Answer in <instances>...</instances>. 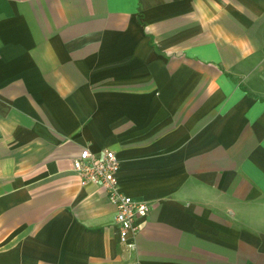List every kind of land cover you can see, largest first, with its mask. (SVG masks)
I'll use <instances>...</instances> for the list:
<instances>
[{"label":"crops","instance_id":"0c3cea01","mask_svg":"<svg viewBox=\"0 0 264 264\" xmlns=\"http://www.w3.org/2000/svg\"><path fill=\"white\" fill-rule=\"evenodd\" d=\"M0 264H264V0H0Z\"/></svg>","mask_w":264,"mask_h":264},{"label":"built area","instance_id":"2783aa9c","mask_svg":"<svg viewBox=\"0 0 264 264\" xmlns=\"http://www.w3.org/2000/svg\"><path fill=\"white\" fill-rule=\"evenodd\" d=\"M119 167L117 157L110 150L96 154L83 149L69 161V169L77 176L81 186L91 184L104 190L108 201L115 208L114 220L119 241L131 249L138 232L136 220L148 214L149 205L120 192L117 181Z\"/></svg>","mask_w":264,"mask_h":264}]
</instances>
